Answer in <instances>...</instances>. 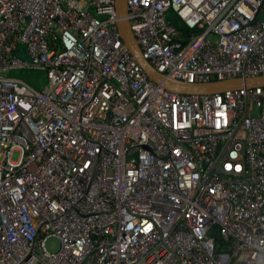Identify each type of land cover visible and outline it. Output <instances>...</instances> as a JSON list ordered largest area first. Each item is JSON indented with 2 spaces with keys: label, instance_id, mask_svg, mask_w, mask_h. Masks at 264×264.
<instances>
[{
  "label": "built area",
  "instance_id": "obj_1",
  "mask_svg": "<svg viewBox=\"0 0 264 264\" xmlns=\"http://www.w3.org/2000/svg\"><path fill=\"white\" fill-rule=\"evenodd\" d=\"M128 9L168 78L264 75V0ZM0 264H264V86L169 91L115 0H0Z\"/></svg>",
  "mask_w": 264,
  "mask_h": 264
},
{
  "label": "water",
  "instance_id": "obj_2",
  "mask_svg": "<svg viewBox=\"0 0 264 264\" xmlns=\"http://www.w3.org/2000/svg\"><path fill=\"white\" fill-rule=\"evenodd\" d=\"M115 8L118 30L125 46L144 68L149 77L155 82L161 83L169 91L182 94H210L243 87L250 88L260 85L264 86V75L246 78L237 77L199 83H188L182 80L166 77L163 73L158 72L143 54L142 48L134 35L131 22L128 18V0H115ZM220 245L221 242L219 240L216 241V246L219 247Z\"/></svg>",
  "mask_w": 264,
  "mask_h": 264
},
{
  "label": "rangeland",
  "instance_id": "obj_3",
  "mask_svg": "<svg viewBox=\"0 0 264 264\" xmlns=\"http://www.w3.org/2000/svg\"><path fill=\"white\" fill-rule=\"evenodd\" d=\"M168 20L171 21L172 24H177L176 16L174 13L171 11L168 14ZM19 47H23L22 50L18 51V54L22 57H25V59H29L26 55V46L25 45H20ZM12 73H18L20 76H22L24 79L30 81L32 84H34L36 87H42L45 83V75L41 71H28V72H21V71H14ZM13 158H17V153H14ZM47 248L50 251L57 250L59 248V241L55 237H50L47 240Z\"/></svg>",
  "mask_w": 264,
  "mask_h": 264
},
{
  "label": "trees",
  "instance_id": "obj_4",
  "mask_svg": "<svg viewBox=\"0 0 264 264\" xmlns=\"http://www.w3.org/2000/svg\"><path fill=\"white\" fill-rule=\"evenodd\" d=\"M177 24L176 26L180 27L184 32L188 33V29H186L183 25H180L179 19L176 17ZM23 47H19V50H22ZM14 75H19L18 73H14Z\"/></svg>",
  "mask_w": 264,
  "mask_h": 264
},
{
  "label": "bare ground",
  "instance_id": "obj_5",
  "mask_svg": "<svg viewBox=\"0 0 264 264\" xmlns=\"http://www.w3.org/2000/svg\"><path fill=\"white\" fill-rule=\"evenodd\" d=\"M14 73H12V75H13Z\"/></svg>",
  "mask_w": 264,
  "mask_h": 264
}]
</instances>
